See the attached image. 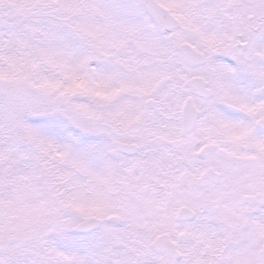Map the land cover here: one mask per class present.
I'll return each instance as SVG.
<instances>
[{"label": "snow or ice", "instance_id": "snow-or-ice-1", "mask_svg": "<svg viewBox=\"0 0 264 264\" xmlns=\"http://www.w3.org/2000/svg\"><path fill=\"white\" fill-rule=\"evenodd\" d=\"M0 264H264V0H0Z\"/></svg>", "mask_w": 264, "mask_h": 264}]
</instances>
